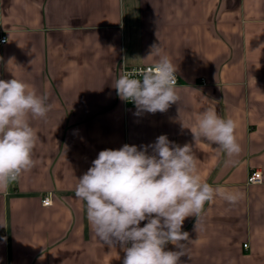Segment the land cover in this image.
Returning a JSON list of instances; mask_svg holds the SVG:
<instances>
[{
    "label": "crops",
    "instance_id": "0c3cea01",
    "mask_svg": "<svg viewBox=\"0 0 264 264\" xmlns=\"http://www.w3.org/2000/svg\"><path fill=\"white\" fill-rule=\"evenodd\" d=\"M1 35L0 79L23 81L50 110L29 118L34 166L0 189V264H123L76 185L101 150L160 135L191 146L203 182L244 194L205 203L196 230L185 219L182 264H264V0H0ZM153 45L177 69L179 100L137 115L114 86L124 63H157ZM213 106L237 124L235 157L191 132ZM258 169L263 181L249 183Z\"/></svg>",
    "mask_w": 264,
    "mask_h": 264
},
{
    "label": "clouds",
    "instance_id": "9594fccd",
    "mask_svg": "<svg viewBox=\"0 0 264 264\" xmlns=\"http://www.w3.org/2000/svg\"><path fill=\"white\" fill-rule=\"evenodd\" d=\"M150 55L159 59L140 74L142 79L125 73L114 86L122 100L135 105L137 115L164 113L179 100L177 69L171 59L160 55L158 45L152 46ZM49 110L47 97L30 91L23 81L0 79V189L34 166L37 133L29 118H46ZM236 128L233 119L220 117L213 106L198 115L191 132L195 139L235 157L242 150ZM75 195L85 202L96 236L124 251L123 264H182L184 242L189 241V233L182 230L185 219L195 217L196 230L205 203L220 196L235 204L244 194L203 182L191 146L177 145L160 135L150 145L101 150L78 179ZM168 244L178 250H166Z\"/></svg>",
    "mask_w": 264,
    "mask_h": 264
},
{
    "label": "built area",
    "instance_id": "2783aa9c",
    "mask_svg": "<svg viewBox=\"0 0 264 264\" xmlns=\"http://www.w3.org/2000/svg\"><path fill=\"white\" fill-rule=\"evenodd\" d=\"M7 40H8V36L1 35L0 36V46L6 44ZM154 65L155 64H152V65H150V64H138V65H135V66H129V65H126L124 63L122 65V67H121V75H124L125 73H130V74L133 75V78L142 79V76L140 74L142 72H145V71H148V70L152 69L154 67ZM175 75H176V80H177L176 85H178L179 84L178 76H177V74H175ZM124 103L128 104V103H132V102L124 101ZM247 179H248V182L251 183V184H259V182L263 181V179H262V171L260 169L251 171L249 173ZM42 202L45 205H51L52 204L51 195L50 194H46L45 196H43ZM244 247L246 248L247 244H245Z\"/></svg>",
    "mask_w": 264,
    "mask_h": 264
}]
</instances>
